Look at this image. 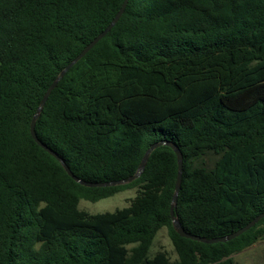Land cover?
Wrapping results in <instances>:
<instances>
[{"label":"trees","instance_id":"trees-1","mask_svg":"<svg viewBox=\"0 0 264 264\" xmlns=\"http://www.w3.org/2000/svg\"><path fill=\"white\" fill-rule=\"evenodd\" d=\"M123 0H0V264H235L264 238V216L204 243L173 228L171 147L127 183L84 186L29 133L43 92ZM38 139L87 182L132 175L147 147L182 155L174 215L206 238L264 211V0H127L58 80ZM135 188L127 206L91 214ZM166 228L176 258L149 249Z\"/></svg>","mask_w":264,"mask_h":264},{"label":"water","instance_id":"water-1","mask_svg":"<svg viewBox=\"0 0 264 264\" xmlns=\"http://www.w3.org/2000/svg\"><path fill=\"white\" fill-rule=\"evenodd\" d=\"M127 3V0H123L120 7L118 8L117 12L115 13V15L112 17L111 21L107 24V26L100 31L89 43H87L82 49L81 51L75 56L73 57L60 71L59 73L55 76V78L51 81V83L47 86V88L45 89V91L42 94V97L39 101V104L37 105L31 119H30V123H29V133L32 137V139L40 146L42 147L45 151H47L49 154H51L53 157H55L60 164L62 165L63 169L65 170V172L76 182H78L81 185L84 186H108V185H115V184H122V183H127L129 181H131L132 179L136 178L139 176V174L142 172L144 164L147 160L148 154L150 153V151L161 145V144H165L168 145L169 147H171L175 153L176 156V163H177V171H176V177H175V183H174V190L172 193V198H171V202H170V206H169V215L171 218V222L173 225L174 230L176 231V233L182 237L185 238H189L192 240H196V241H200V242H204V243H214V242H224L227 240H230L238 235H240L241 233H243L244 231H246L248 228L252 227L261 217L264 216V211H262L261 213L257 214L255 217H253L249 222H247L245 225H243L242 227L238 228L237 230L233 231L232 233H229L227 235L224 236H220V237H212V238H206L203 236H198V235H193V234H189L187 232H185L183 230V228L181 227L177 217L174 215V205H175V201H176V197L178 194V190H179V185H180V179H181V171H182V155L180 150L173 144L170 142H166V141H157L154 142L152 144H150L147 149L144 151L140 162L137 166L136 171L124 178V179H120V180H112V181H106V182H87L84 180H81L79 177L75 176L67 167V165L63 162V160L54 152L52 151L50 148H48L45 144H43L37 137L36 133H35V129H34V125H35V119L38 116V114L40 113L42 106L45 102V100L47 99L49 93L51 92V90L54 88V86L56 85V83L58 82V80L62 77V75L66 72V70H68L79 58H81L101 37H103L109 30L110 28L114 25V23L117 21V19L119 18V16L121 15V13L124 10V7Z\"/></svg>","mask_w":264,"mask_h":264},{"label":"rangeland","instance_id":"rangeland-1","mask_svg":"<svg viewBox=\"0 0 264 264\" xmlns=\"http://www.w3.org/2000/svg\"><path fill=\"white\" fill-rule=\"evenodd\" d=\"M135 194V188L126 189L112 196L92 202L80 199L77 207L91 214L110 212L116 208L127 206L128 199ZM264 226V224H263ZM158 250L167 252L171 260L176 258L174 248L168 236L167 229L161 228L155 235L149 254L153 255ZM235 264H264V238L253 243L251 246L232 255Z\"/></svg>","mask_w":264,"mask_h":264}]
</instances>
